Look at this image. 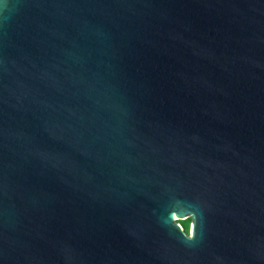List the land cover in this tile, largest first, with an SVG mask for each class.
Segmentation results:
<instances>
[{
	"label": "water",
	"instance_id": "1",
	"mask_svg": "<svg viewBox=\"0 0 264 264\" xmlns=\"http://www.w3.org/2000/svg\"><path fill=\"white\" fill-rule=\"evenodd\" d=\"M0 264H264V0L0 10Z\"/></svg>",
	"mask_w": 264,
	"mask_h": 264
},
{
	"label": "clouds",
	"instance_id": "2",
	"mask_svg": "<svg viewBox=\"0 0 264 264\" xmlns=\"http://www.w3.org/2000/svg\"><path fill=\"white\" fill-rule=\"evenodd\" d=\"M10 7H11V0H0V10L6 11ZM174 204L175 205H178V204L179 205H188L189 202H185V201H181L179 199H175ZM174 219H175V213L171 212V224H173L172 220H174ZM165 223L167 224L168 222L165 221ZM175 228L179 230L180 234H182V237H178V238H182L185 242L194 241L197 238V232H198L196 213L194 212L193 222H192V225H191V228L189 229V231L184 232L183 229L179 228L178 226H175Z\"/></svg>",
	"mask_w": 264,
	"mask_h": 264
},
{
	"label": "rangeland",
	"instance_id": "3",
	"mask_svg": "<svg viewBox=\"0 0 264 264\" xmlns=\"http://www.w3.org/2000/svg\"><path fill=\"white\" fill-rule=\"evenodd\" d=\"M176 221L181 224V226L185 229L186 232L189 231L193 222L191 216H187L186 218L177 217Z\"/></svg>",
	"mask_w": 264,
	"mask_h": 264
}]
</instances>
